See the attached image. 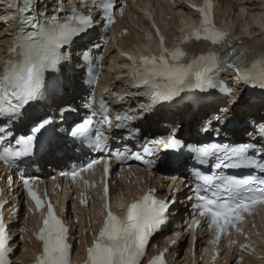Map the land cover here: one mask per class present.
<instances>
[{
	"label": "snow or ice",
	"instance_id": "1",
	"mask_svg": "<svg viewBox=\"0 0 264 264\" xmlns=\"http://www.w3.org/2000/svg\"><path fill=\"white\" fill-rule=\"evenodd\" d=\"M96 7L98 5H92V8ZM110 8H115V0L103 4L100 21L112 22L108 16ZM38 9L39 0H21L17 32L6 58L0 63V161L10 166L33 155L35 142L52 120L45 118L33 123L30 131L22 136L15 134V124L24 117L26 109L44 99L48 89V74L60 72L62 63H68L69 73L79 75L69 63L70 52L62 49H70L82 41L97 23V19L90 15L76 13L68 14L61 22L59 13L51 17L47 13L37 15ZM200 12L201 24L193 33L195 41L201 44L200 55L192 56L188 52L185 46L190 45L191 41L186 37L175 50H165L161 42L159 56L143 57L139 62H133L131 76L134 86L143 87L153 103H171L183 98V94L189 91L212 94L219 89L227 94L228 90L218 79L226 69L234 70L246 85L264 91V50H253L249 60L243 53L235 51L227 33L211 24L207 0ZM100 109L107 121L105 102H101ZM95 116L93 112L70 127L68 135L73 144L79 141L82 147L87 144L91 151L97 153L109 151L117 162L130 157L142 159L139 154L133 156L131 151L127 154L120 151L112 154L100 130L93 128ZM126 119L128 117L118 114L116 127H124L123 121ZM259 131L264 137V129ZM138 135L139 129L130 133L133 138ZM182 147L174 135L165 143L167 150ZM253 147L252 144L215 142L187 146L196 164L212 169L208 174L203 173L202 169H193V195L188 199L192 201L193 215L201 218L194 221L195 226L199 227L203 220L215 234L213 243H217L221 234L230 228L239 232L237 225L244 215L251 214L255 205H264V153H253ZM141 151L145 155L150 154V149L143 145ZM97 162L92 160L85 167L72 171V180L75 181L83 172L92 169ZM151 164L152 161H148L146 166ZM109 171L110 164L105 162L106 176ZM22 183L36 210L40 211L44 201L32 190L29 179L22 178ZM107 191L106 186V196ZM172 203L175 201L157 199L154 190H149L139 200L122 206V214L114 213L105 204L106 215L87 249L86 264H141L149 237L167 223V213ZM46 207L43 226L36 236L42 242V250L35 264H70V245L67 242L69 230L54 214L51 203H47ZM3 208L4 205H0V264H11L10 256L14 252L11 245L14 241L6 234L8 230L2 216ZM150 264H163L162 257H156Z\"/></svg>",
	"mask_w": 264,
	"mask_h": 264
},
{
	"label": "bare ground",
	"instance_id": "2",
	"mask_svg": "<svg viewBox=\"0 0 264 264\" xmlns=\"http://www.w3.org/2000/svg\"><path fill=\"white\" fill-rule=\"evenodd\" d=\"M10 1L11 0H7V4H6L5 8H3V9L0 10V14H8V13L11 12L12 8L9 5L10 4ZM242 2H243V0H242ZM162 3H163L162 0H131L130 6H132L134 4V8H137L138 10L141 9L143 11L142 17H140L137 20V19L134 18L135 11L133 9H130V12H129V10H128L129 14H128V17H127L128 18L127 21L126 20L122 21L121 23H119L116 26L117 28H113V30H111L112 35L109 38L108 46L106 47V53L109 52V49L111 47L117 48V52L118 53L119 52H125V51L132 52V53L133 52H141L142 50L147 49L148 47H150L149 46L150 43H149V41L146 42L144 40L145 39L153 40V38H154V32H155V31L153 32V29H156L157 26L161 27L162 28V31L164 30L165 36L167 38H168V36L166 34L165 28H174L173 31L170 34V38L171 37L173 38V36L175 34H177V29L180 28L179 24H177L179 19L181 20V26H183L184 28L187 27L186 25H187V22L188 21H185L184 19H182V13L181 12H178L177 15L173 16L172 17L173 19L171 20L170 23L164 22L163 19H166V18H164L163 15L161 14L162 10L165 9V10H170V12H172V10L174 9L175 5L174 4L168 5V4H162ZM155 5H156V7H153ZM130 6H129V8H130ZM182 9L188 11L184 7V5H183ZM218 9L219 10H218L217 19L218 18H221V17L222 18H226L225 14L224 15L223 14L221 15L220 12H219L220 11V3L218 5ZM155 11H158L159 12V15L161 16V17L160 16L159 17L161 19L155 18V15H154V14H156V13H154ZM242 13H244V11ZM168 14H169V12L167 13V15ZM189 15L192 16V14H190V13H189ZM240 16H243V14H241ZM263 16L264 15L263 14H260L259 12H258V14H255L252 17L249 16L250 17L251 24H255V26L258 27V30L261 31L262 35L260 37H264V19L262 18ZM229 17L230 16H228V18ZM131 24L132 25H135L136 27L142 28V30L144 31V33L141 34V39H138L136 36H134V37H127L126 36L124 38V37H122V36L119 35V28H127V29H129V32L130 33H131L132 30L135 33V30H134V28L132 27ZM228 24L227 23H224V25H226L229 29H231L233 31L234 30V27L232 28ZM127 25H130V26H127ZM255 31L256 30L252 31V29L249 31L247 29V26L244 25V26L238 28V34L235 32V35H237V36L238 35H240V36L241 35H247V36H250V38H254V40L253 39L252 40H248V39L240 38L241 45H243L245 48H247L249 50L250 49H254V48L255 49H257V48H260V49L261 48H264V41L261 42V43L256 42L257 41V40H255V36L256 35L254 34ZM95 34H96V29L93 28L92 29V35H91V37H93V35H95ZM260 37H259V41H261L260 40ZM0 43L2 44V45H0V56H1V52H2L1 49H2L3 45H5V44L8 43V35L6 34V31H5L3 25H0ZM116 55H114V56L110 55L112 58H109L110 64H109V66L107 68L108 73L104 76V83H103L104 86H103V89H106L107 87H109V83L111 82V79L112 78H115V77L118 78L119 77L117 75V72H118L117 70L120 69V67H121L120 63H123V60H121V57L118 56V54H116ZM104 56H105V53H104ZM113 69L116 70L114 72V77H112V75L109 73L110 70H112L111 71V73H112L113 72ZM72 78L75 79L74 77H72ZM113 87L115 89H117L120 86H119V84H115ZM140 101L141 100H139V99H130V97H129V100H128V102H140ZM243 104H246V102H243ZM138 108H139V110L141 112H143L144 108L139 107V106H138ZM207 108H210V105H207V106H204L203 107V109H207ZM252 108H253V105H251V108L249 109V111H246V112L240 111L237 114L236 117L238 119H240V118H244V117H247V116L251 115L252 112L250 110ZM203 109H199L195 113L192 114V116L190 117V122L187 123V125H186V127L184 129L181 130V128H180V131H179L180 132V135L183 136L184 139L190 138L191 137L192 130H196V126L193 125L194 124L193 116H195V115H197L199 117L203 116V113H204L203 112ZM183 112H184V110H178L177 111L178 119H176L175 122H178V121L181 120V114ZM161 116L162 115L160 114V117ZM220 117H221V115L219 116V118ZM253 118H255V120L256 119L260 120V119H262V116L260 114H256V115H254ZM170 119H172V117H170ZM261 254L264 255V251H262ZM261 263H264V262H261ZM256 264H259V263H256Z\"/></svg>",
	"mask_w": 264,
	"mask_h": 264
},
{
	"label": "rangeland",
	"instance_id": "3",
	"mask_svg": "<svg viewBox=\"0 0 264 264\" xmlns=\"http://www.w3.org/2000/svg\"><path fill=\"white\" fill-rule=\"evenodd\" d=\"M220 3L222 4V7L220 6L221 14H225L226 18H222V17L221 18H218L217 19L218 22L219 21H223V23H227V24L229 23L228 25L231 26L232 28L234 27V30L235 31H237L238 28H240V27H242V26L245 25V26H247V29L249 31L251 29H252V31L256 30L255 33H254L256 35L255 36V40H257L256 42L261 43V42L264 41V39H263L264 37H260L262 35L261 31L258 30V27H256L255 24H251V22H250V17H252L255 14H258V12L260 14H263L264 15V0H243V2H242V0L241 1L240 0H220ZM178 5H179V8L178 9L181 10L182 7H183V4H178ZM138 11H140V12H135V15H134V18L137 19V20L140 17H142V14H143V11L141 9L138 10ZM243 11H244V13H242ZM154 13H156V14H154L155 15V18L161 19L160 18L161 16L159 15V12L158 11H155ZM241 14H243L244 17L243 16H240ZM228 16H230V17L228 18ZM262 18L264 19V16ZM163 20H164V22L170 23L172 19H169V21L166 20V19H163ZM134 30H135V33H133L134 35L132 37L136 36L138 39H141V34L144 33V31L142 30V28H139V27H136L135 26V29ZM137 31H139V32H137ZM170 34L171 33H169V35ZM242 36H247V35H241L240 38H242ZM259 37H260V40L261 41H259ZM252 39L254 40V38H252ZM0 45H2V44L0 43ZM116 50H117V48L111 47L109 49V52L106 53V48L104 49V53H105V56H107V60H109V58H112L110 55L114 56V55H116L118 53V52H116ZM253 263L254 264H256V263H259L260 264L261 261L260 262L259 261H254ZM253 263H247V264H253ZM261 264H264V263H261Z\"/></svg>",
	"mask_w": 264,
	"mask_h": 264
}]
</instances>
